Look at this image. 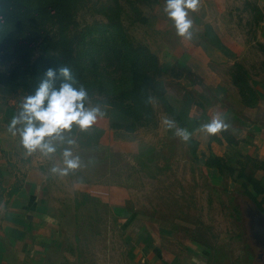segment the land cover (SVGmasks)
<instances>
[{
	"label": "rangeland",
	"instance_id": "rangeland-1",
	"mask_svg": "<svg viewBox=\"0 0 264 264\" xmlns=\"http://www.w3.org/2000/svg\"><path fill=\"white\" fill-rule=\"evenodd\" d=\"M165 7L166 0H74L68 57L54 44L50 18H0V80L15 65L52 54L69 64L73 87L86 90L85 106L103 113L87 130L73 125L63 141L53 139L54 153L27 155L9 125L29 95L0 81V164L31 159L46 174L42 264H142L137 239L145 233L177 253L199 254L203 264H263L255 225L264 213V162L246 151L252 134L238 131L233 109L259 97L250 81L264 70V7L199 0L188 10L190 39L177 35ZM131 63L146 87L147 117L121 107ZM214 116L228 127L208 135L201 129ZM178 129L191 134L187 142ZM66 149L80 166L61 175L52 169L65 167Z\"/></svg>",
	"mask_w": 264,
	"mask_h": 264
},
{
	"label": "crops",
	"instance_id": "crops-1",
	"mask_svg": "<svg viewBox=\"0 0 264 264\" xmlns=\"http://www.w3.org/2000/svg\"><path fill=\"white\" fill-rule=\"evenodd\" d=\"M261 4L264 7V0ZM233 51H238V48H233ZM254 78L250 84L257 85L260 91L256 103L241 104L240 111L234 108L233 113L237 118L238 131L252 134V140L245 144L246 151L264 160V70ZM32 161L24 158V162L17 163L12 157L6 166L0 164V264L44 262L42 257L48 244V224L47 218H42L46 206L41 204V197L46 186V174ZM255 230L264 264V213ZM148 234L141 236V241L137 239L142 248L139 258L142 264H203L199 254L187 251L177 253L173 246L161 242L154 234L148 237Z\"/></svg>",
	"mask_w": 264,
	"mask_h": 264
},
{
	"label": "clouds",
	"instance_id": "clouds-1",
	"mask_svg": "<svg viewBox=\"0 0 264 264\" xmlns=\"http://www.w3.org/2000/svg\"><path fill=\"white\" fill-rule=\"evenodd\" d=\"M198 6L199 0H166L164 11L174 21L178 36L191 38L192 21L188 19V10L195 12ZM58 76L62 77L64 82L56 88L55 81ZM73 82L70 68H49L35 94L25 98L19 116L14 117L9 125V131L14 135L19 131L21 144L27 155L37 150L44 155L54 153L56 148L52 143L53 139L63 141V133L71 131L73 125L82 131L87 130L96 122L98 116L103 115L99 107L85 106L88 94L82 86L79 89L74 88ZM162 123L168 128L174 126V121L168 118H164ZM17 124L23 127L17 129ZM227 127L222 118L214 116L201 130L208 135H216L227 130ZM176 134L185 142L191 136L186 129H178ZM68 143L72 144L73 141L69 140ZM63 157L65 167L53 168V172L66 175L69 170L80 166L79 157H74L71 150L66 149Z\"/></svg>",
	"mask_w": 264,
	"mask_h": 264
},
{
	"label": "trees",
	"instance_id": "trees-1",
	"mask_svg": "<svg viewBox=\"0 0 264 264\" xmlns=\"http://www.w3.org/2000/svg\"><path fill=\"white\" fill-rule=\"evenodd\" d=\"M74 0H36V5L28 7L22 0H0V18L19 23L24 18L38 16L40 18H50L55 27L56 39L54 44L58 46L60 52L64 56L72 54L73 46L65 33L69 19L72 14L71 3ZM116 1V0H113ZM46 37V34H44ZM47 39L45 40V42ZM21 41L15 42L14 45L20 44ZM47 43V42H46ZM20 57L25 62L28 61V56L25 55V49ZM10 57V56H9ZM94 65V61L91 60ZM74 66L73 64H71ZM131 72L133 78L131 85L126 90L125 94L127 102L121 107L132 117H147L151 111L150 103L147 96L145 84H140L135 74L136 65L131 63ZM60 67H69V64L61 61L52 54H44L33 62L28 67L21 68L15 65L0 81L6 83L11 89H22L29 96L35 94L40 82L45 78L47 69L52 68L58 70ZM71 70V69H70ZM72 74V71H71ZM58 75V72H57ZM64 80L59 77L55 81V87L59 88ZM264 162V160H261ZM262 162V163H263Z\"/></svg>",
	"mask_w": 264,
	"mask_h": 264
}]
</instances>
